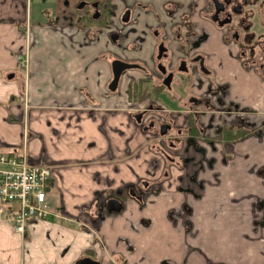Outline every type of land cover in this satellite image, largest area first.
<instances>
[{"label":"crops","instance_id":"0c3cea01","mask_svg":"<svg viewBox=\"0 0 264 264\" xmlns=\"http://www.w3.org/2000/svg\"><path fill=\"white\" fill-rule=\"evenodd\" d=\"M200 10L195 32L206 36L199 51L213 61L212 80L256 129L233 142L196 139L202 150L184 167L168 164L132 119L128 87L138 98L142 74L109 90L118 51L105 32L70 25L66 13L34 20L30 0H0V152L51 170L47 218L30 219L21 235L10 205L0 215V264H264V76L227 50ZM142 182L143 201L124 196L122 211L102 212Z\"/></svg>","mask_w":264,"mask_h":264},{"label":"flooded vegetation","instance_id":"af4514ba","mask_svg":"<svg viewBox=\"0 0 264 264\" xmlns=\"http://www.w3.org/2000/svg\"><path fill=\"white\" fill-rule=\"evenodd\" d=\"M263 5L264 0H79L73 12H66V21L70 25L92 28L98 34L106 33L108 41L118 51L110 59L111 72L112 62L120 60L126 65H132L123 70L121 77L134 71L142 74L139 81L143 86L138 98H135L136 86L130 83L128 87L130 99L134 103V108L131 110L132 119L148 134L149 142L161 157L166 162L169 158L173 163L174 158L173 156L171 158L170 154L178 159L181 155V149L179 150L174 140L233 142L236 140L222 139L224 130L237 129L238 125L248 121L238 109H234L233 104L226 103L225 88L211 80L212 73L207 67L208 59L199 51L206 36H196L197 21L194 20V9L200 7L199 17L221 30L223 43L228 51L235 49L237 57L245 66L259 70L264 76V33H256L252 22L253 7L261 9ZM261 13L263 15V12ZM138 21L143 27L140 30L131 27ZM260 26L264 27L263 19L260 21ZM131 34H137V42L127 41ZM28 49L29 47L21 54L20 64L18 63L25 76L28 75L29 70ZM132 54H137L140 58L129 57ZM23 59H26V64H23ZM176 71L181 73L197 71L202 75L201 78L206 77V81L208 78L209 80L207 88L199 98H191L183 103L185 107L177 114L170 115L151 98L149 87L145 82L152 80L155 84L153 89L156 87L160 89L162 86L170 88ZM212 98L215 106L217 100L218 107L231 114L228 120L231 123H225L224 120L218 126L214 123H211V126H202L203 114L215 113L213 109L216 107L211 103ZM199 101L204 104L202 109H186L188 105ZM210 104L213 107H210ZM139 105L142 107L139 108ZM238 115L241 117L240 124H238ZM248 128H255L254 124H248ZM210 132L214 133L210 134ZM147 194L148 182H142L138 186L128 187L124 193L116 194L111 198L122 202L120 196L126 195L143 201ZM105 203L102 212L107 214L109 212L106 211Z\"/></svg>","mask_w":264,"mask_h":264},{"label":"rangeland","instance_id":"374dc122","mask_svg":"<svg viewBox=\"0 0 264 264\" xmlns=\"http://www.w3.org/2000/svg\"><path fill=\"white\" fill-rule=\"evenodd\" d=\"M78 1L79 0H30V11L34 20H40L42 22L49 21L50 19L55 18L56 15H59L61 13L73 12L74 8L78 4ZM253 11L254 13L252 22L254 30L256 33H264V27L260 26V21H262V19L264 20V5L261 9H258V7H253ZM261 12H263V15ZM205 45L203 47H205L204 50L206 52H208L209 54L215 52L213 41L211 43L210 41H208ZM210 63H213L212 59L209 63L207 61V67L210 66ZM215 63L217 64L216 60ZM201 76L202 75L197 71H191L190 73H181L176 71L175 76L172 79L170 88L162 86L160 89H157V87L153 89V86H155V84L152 80L146 81L145 84L149 87L151 98L154 99L164 110H166L171 115L173 113L177 114L181 109H183V107H185L183 103H185L186 101L190 100L191 98H199L202 95V92H204L207 88L209 78L206 81V77L201 78ZM213 79L216 82V78L214 76ZM211 100V103L217 109H213V111L215 112L213 114H203L204 116L202 117V126H211V123H214L218 126V124H222L224 120L225 123H231V121H228L231 118V114L229 112H225V110H221L218 107L219 101L216 100L217 106H215L214 98H212ZM191 105H188V108L186 109L200 110L204 106L203 102L201 101H199V103H193ZM213 106L210 104V107ZM138 107L140 108L142 107V105H139ZM240 118L241 117H239L238 115V124H240ZM241 124L244 128H248V124H251V122L246 120ZM213 133L214 132H210V134ZM174 142L177 143L179 150L181 149V155L179 156L180 159H178L173 154H170V157L172 158L173 156V163L177 162L184 167L194 161V152L196 153L202 150V146L198 145L195 139H179L177 141L174 140ZM191 148H194V150H191ZM167 163L172 164L169 158L167 159ZM124 196H120V198L123 199Z\"/></svg>","mask_w":264,"mask_h":264},{"label":"built area","instance_id":"2783aa9c","mask_svg":"<svg viewBox=\"0 0 264 264\" xmlns=\"http://www.w3.org/2000/svg\"><path fill=\"white\" fill-rule=\"evenodd\" d=\"M50 175L48 167L29 164L24 153L0 152V215L11 206L9 218L17 233L25 234L30 219L50 215L46 204Z\"/></svg>","mask_w":264,"mask_h":264},{"label":"water","instance_id":"95a60500","mask_svg":"<svg viewBox=\"0 0 264 264\" xmlns=\"http://www.w3.org/2000/svg\"><path fill=\"white\" fill-rule=\"evenodd\" d=\"M81 5H83V3ZM81 5H79V7H81ZM131 66L132 65L124 64L120 60H114L112 62V75H113V77H112V80L108 86L110 91H115L117 89L119 79L124 72L123 70L128 68V67H131ZM8 77H11V75H9ZM168 79H169V77H168ZM138 118H139V116H137V121H139ZM161 133L163 134L164 132H161ZM131 194L134 195V193H131ZM138 199H141V198L138 197ZM105 207H106V211L109 213H112V212L118 213L122 210L123 204L120 200H118L116 198H110L106 201ZM79 264H99V263L91 260L90 258H85V259L81 260L79 262Z\"/></svg>","mask_w":264,"mask_h":264},{"label":"trees","instance_id":"16d2710c","mask_svg":"<svg viewBox=\"0 0 264 264\" xmlns=\"http://www.w3.org/2000/svg\"><path fill=\"white\" fill-rule=\"evenodd\" d=\"M256 128H244L241 124L237 129L226 128L223 133V140L231 141L244 138L254 132Z\"/></svg>","mask_w":264,"mask_h":264}]
</instances>
